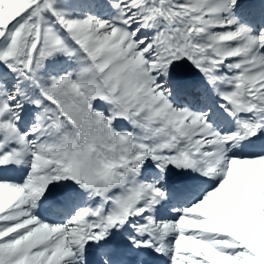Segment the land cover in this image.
I'll return each instance as SVG.
<instances>
[{"label":"snow or ice","instance_id":"obj_1","mask_svg":"<svg viewBox=\"0 0 264 264\" xmlns=\"http://www.w3.org/2000/svg\"><path fill=\"white\" fill-rule=\"evenodd\" d=\"M0 264H264V0H0Z\"/></svg>","mask_w":264,"mask_h":264}]
</instances>
